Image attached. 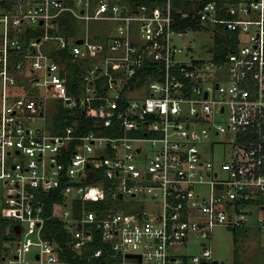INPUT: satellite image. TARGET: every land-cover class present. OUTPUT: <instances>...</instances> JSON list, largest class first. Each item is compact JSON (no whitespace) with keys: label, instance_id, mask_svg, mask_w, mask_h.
Listing matches in <instances>:
<instances>
[{"label":"built area","instance_id":"obj_1","mask_svg":"<svg viewBox=\"0 0 264 264\" xmlns=\"http://www.w3.org/2000/svg\"><path fill=\"white\" fill-rule=\"evenodd\" d=\"M3 1L0 264H72L50 220L107 264H214L216 227L264 235V0ZM195 31L211 57L180 59ZM192 236L201 255L175 252Z\"/></svg>","mask_w":264,"mask_h":264},{"label":"rangeland","instance_id":"obj_2","mask_svg":"<svg viewBox=\"0 0 264 264\" xmlns=\"http://www.w3.org/2000/svg\"><path fill=\"white\" fill-rule=\"evenodd\" d=\"M76 25L82 35L86 36L87 33L91 40H93L94 34H102L106 29L105 26H114L112 23L106 24L94 21L77 23ZM175 42L184 50L185 54L188 53L182 55L180 59L188 61L210 58L211 55L207 50L215 44L211 34L200 31L191 32L185 37V40L175 39ZM187 48L191 53L187 52ZM72 71H75V69ZM37 92H44V88L39 87ZM43 101L47 111L45 120H39L36 125L38 127L44 125L55 127L63 109L62 101L57 97H53L52 94H49L47 98H43ZM222 152V146H215L214 157L218 160ZM209 246L212 258L220 264H264V235L254 229L230 230L224 227H216L212 232ZM174 250L187 256L201 255L203 251L199 241L194 236L190 238L186 245H180Z\"/></svg>","mask_w":264,"mask_h":264},{"label":"trees","instance_id":"obj_3","mask_svg":"<svg viewBox=\"0 0 264 264\" xmlns=\"http://www.w3.org/2000/svg\"><path fill=\"white\" fill-rule=\"evenodd\" d=\"M0 5L5 6V2L2 0ZM46 213L47 215H50L52 213V208L50 207V205L47 206ZM6 224L7 221H4V224L2 223L1 224L2 226L0 225V240H2L5 237L4 233H5ZM46 236L47 239H49L51 242H55L59 245V247H61L62 249L60 253L61 258L72 264H107L105 257H102L97 260L88 261L86 258H81L80 255L73 252L70 249L69 244L67 242L68 235L64 231L63 225L59 223L57 220H50L47 222Z\"/></svg>","mask_w":264,"mask_h":264},{"label":"water","instance_id":"obj_4","mask_svg":"<svg viewBox=\"0 0 264 264\" xmlns=\"http://www.w3.org/2000/svg\"><path fill=\"white\" fill-rule=\"evenodd\" d=\"M79 43H81V42H79ZM204 264H208V263H204ZM214 264H219V262L218 261H215Z\"/></svg>","mask_w":264,"mask_h":264}]
</instances>
